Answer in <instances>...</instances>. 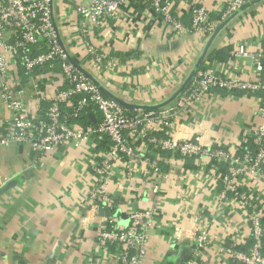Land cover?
I'll return each mask as SVG.
<instances>
[{"label":"crops","instance_id":"0c3cea01","mask_svg":"<svg viewBox=\"0 0 264 264\" xmlns=\"http://www.w3.org/2000/svg\"><path fill=\"white\" fill-rule=\"evenodd\" d=\"M79 1L65 0L63 9L59 3L54 6L53 17L69 56L90 71L106 96L138 110L172 103L203 66L223 77L253 80L252 57L233 56L239 45L249 53H260L264 61V0L226 18L208 39L195 34L175 36L147 4L137 0L122 11L117 23L94 29L89 39L99 50L116 54L124 69L91 72L82 45L72 40ZM189 2L209 9L212 18L224 7L221 0H184L182 6ZM181 12L182 23L188 25V13ZM59 75L56 68L51 75L37 76L40 91L52 94ZM24 87L28 92L24 104L31 112L35 105L32 86L26 83ZM260 100V94L211 91L187 112L175 115L176 133L232 151L258 125ZM8 119L0 103V133ZM35 158L26 143L0 146V264H116L108 251L114 247L101 249L97 243L102 219L86 196L94 184L86 158L72 148L62 149L48 155L42 169L33 170L29 165ZM182 162L167 152L159 156L165 174L158 196L151 193L147 175L136 179L117 176L111 181V210L123 225L131 212L157 205L143 264H231L219 254L221 246L231 243L230 233L235 242L245 241L238 247L242 251L251 242L248 213L230 195L220 197L225 165L207 159ZM239 189L264 208V187L258 180L245 174L239 178ZM197 230L208 239L203 249L195 244Z\"/></svg>","mask_w":264,"mask_h":264},{"label":"built area","instance_id":"2783aa9c","mask_svg":"<svg viewBox=\"0 0 264 264\" xmlns=\"http://www.w3.org/2000/svg\"><path fill=\"white\" fill-rule=\"evenodd\" d=\"M64 1L0 0V103L9 113L3 133H0V146L26 143L36 154L29 165L33 170L42 169L47 156L58 150L72 148L81 155L91 154V161H86L94 184L86 196L94 211L101 213L98 246L106 250L114 246L108 251L116 264H143L148 230L158 207L135 210L127 215L125 224L120 225L118 213L111 210L114 207L109 191L111 181L117 176L136 179L147 175L151 193L158 196L165 174L160 168L159 151L179 156L183 165L198 159L219 161L225 165L220 176L223 186L220 197L225 199L230 195L248 213V241L251 242L247 251H242L238 247L245 241L235 242L230 233L231 243L221 246L219 254L231 264H264V208L239 189V178L245 174L264 187V61L261 54L249 53L244 45L237 46L233 53L234 57H252L253 80L223 77L203 66L172 103L138 110L104 95L89 78L90 71L73 62L53 17L55 4L59 3L63 9L66 7ZM136 1L77 2V22L73 26L76 35L72 40L82 45L84 60L91 72L110 73L124 69L116 54L99 50L89 39L94 29L108 22L117 23L122 11ZM141 1L172 28L175 36L195 34L208 39L226 18L253 0H221L224 7L216 18L199 3L189 2L183 7L184 0ZM181 11L188 13V25L182 23ZM45 68L48 70H43ZM56 68L60 75L52 94L40 91L37 76L51 75ZM23 77L26 78L24 83L32 86L35 105L31 112L24 104L28 92L21 81ZM215 90L261 95L256 110L258 125L249 138L232 151L209 147L199 138L181 137L176 133L175 115L187 112L194 103ZM248 141L255 147L254 153L247 149L239 155V149ZM196 234V247L203 249L208 242L207 236L200 230Z\"/></svg>","mask_w":264,"mask_h":264},{"label":"trees","instance_id":"16d2710c","mask_svg":"<svg viewBox=\"0 0 264 264\" xmlns=\"http://www.w3.org/2000/svg\"><path fill=\"white\" fill-rule=\"evenodd\" d=\"M218 55H219V53H217L216 55H214V57L215 58H218ZM210 57H213V55L212 56H210ZM43 70H48L47 68H45V69H43ZM147 111V110H146ZM85 120H87V118L85 117L84 118V121ZM86 122V121H85ZM103 146V145H102ZM98 149H101V150H104L105 149V147H98ZM250 150V151H252L253 153H254V151H255V147H253V145L250 143V141H248L246 144H244V145H242L241 146V148L239 149V155H241L242 153H243V151H245V150ZM163 153H165V152H161V151H159V156L161 155V154H163ZM176 157H179V156H176ZM180 158V157H179ZM186 164H188V163H186ZM114 247V246H113ZM112 248H110V250H111Z\"/></svg>","mask_w":264,"mask_h":264},{"label":"water","instance_id":"95a60500","mask_svg":"<svg viewBox=\"0 0 264 264\" xmlns=\"http://www.w3.org/2000/svg\"><path fill=\"white\" fill-rule=\"evenodd\" d=\"M257 1H259V0H253V1H251L250 3H248V4H245V5H243L239 10H241V9H243V8H245V7H247V6H249V5H252L253 3H255V2H257ZM236 14V13H235ZM234 15V14H233ZM232 16V15H231ZM221 26L219 25V27H217V29H216V31L211 35V38L212 37H214V35L216 34V32L218 31V29L220 28ZM89 78L95 83V85L102 91V93L104 94V95H106V92L104 91V89H102L101 88V86L96 82V81H94L90 76H89ZM121 103V102H120ZM124 106H129V105H126V104H124V103H122ZM91 119L94 121V117L93 116H91Z\"/></svg>","mask_w":264,"mask_h":264},{"label":"rangeland","instance_id":"374dc122","mask_svg":"<svg viewBox=\"0 0 264 264\" xmlns=\"http://www.w3.org/2000/svg\"><path fill=\"white\" fill-rule=\"evenodd\" d=\"M82 156H83L84 158H86V160H87L88 162L91 161V154L82 155ZM112 187H114V185H113V184H110V185H109V191L111 190Z\"/></svg>","mask_w":264,"mask_h":264}]
</instances>
